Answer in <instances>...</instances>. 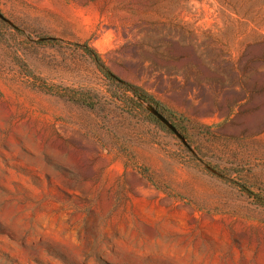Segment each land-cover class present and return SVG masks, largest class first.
<instances>
[{
    "label": "rangeland",
    "instance_id": "374dc122",
    "mask_svg": "<svg viewBox=\"0 0 264 264\" xmlns=\"http://www.w3.org/2000/svg\"><path fill=\"white\" fill-rule=\"evenodd\" d=\"M0 264H264V0H0Z\"/></svg>",
    "mask_w": 264,
    "mask_h": 264
},
{
    "label": "trees",
    "instance_id": "16d2710c",
    "mask_svg": "<svg viewBox=\"0 0 264 264\" xmlns=\"http://www.w3.org/2000/svg\"><path fill=\"white\" fill-rule=\"evenodd\" d=\"M118 86L123 87L122 85H118ZM134 93L136 96L141 97V99H143L144 101L151 103V98L146 94H141V92L138 89L134 88Z\"/></svg>",
    "mask_w": 264,
    "mask_h": 264
}]
</instances>
